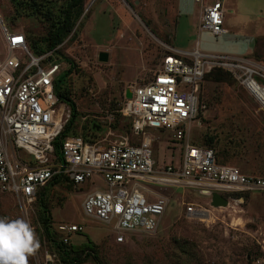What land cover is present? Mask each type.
<instances>
[{
    "label": "rangeland",
    "instance_id": "1",
    "mask_svg": "<svg viewBox=\"0 0 264 264\" xmlns=\"http://www.w3.org/2000/svg\"><path fill=\"white\" fill-rule=\"evenodd\" d=\"M47 1L51 6L62 4V0ZM84 7L86 20L82 15L73 30L75 36L70 39L71 34L60 45L62 54L76 67L67 86L77 110L74 126L82 138L88 135L113 142L130 137L129 120L118 112L125 91L151 80L165 46L255 60L257 55L264 64V0H223L225 34L220 36L198 31L200 10L195 0H84ZM0 14L9 30H20L28 37L44 33V23L32 16L21 14L12 19L15 12L9 0H0ZM100 52L108 54L107 62H99ZM52 60H43L41 67L56 63L54 56ZM67 69L64 63L62 71ZM233 78L230 83L201 84L203 108L191 124L188 140L205 147L211 139V146L206 147L213 150L218 165L264 178V108ZM109 130L111 135H106ZM148 134L157 165L176 166L180 145L170 141L171 134L162 130ZM20 155L32 160L24 151ZM145 186L169 201L154 233L129 234L117 244L114 221L106 225L85 217L81 208L85 195L106 191L96 177L79 186L64 182L45 188L52 228L81 226L82 233L70 236L72 244L90 240L101 264H264V192L240 193L238 199H229L227 207L214 208L210 198L198 190ZM34 204L24 212L10 194L0 190V217L26 221L40 252V215ZM189 204L208 211L209 218L188 217ZM27 264H37L35 251L27 257ZM83 264L95 263L88 259Z\"/></svg>",
    "mask_w": 264,
    "mask_h": 264
},
{
    "label": "built area",
    "instance_id": "2",
    "mask_svg": "<svg viewBox=\"0 0 264 264\" xmlns=\"http://www.w3.org/2000/svg\"><path fill=\"white\" fill-rule=\"evenodd\" d=\"M195 2L200 10L198 31H208L213 36L225 34L223 0ZM164 49L151 80L131 87V98H124L118 110L129 120L130 137L113 142L106 138L87 142L81 137H68L60 150L62 160L58 161L53 141L70 118V110L58 101L53 83L64 64L42 68L40 63L52 52L34 57L25 34L9 30L0 14V190L11 194L27 212L38 189L57 176L66 177L73 186L99 178L106 191L86 194L82 212L106 225L114 221L117 244L125 242L129 234L154 233L162 220L169 201L146 184L223 196L264 192V178L218 165L212 149L188 140L191 124L203 108L199 92L204 76L215 68L229 72L264 108V64L245 56L205 54L197 49L186 52L168 46ZM150 130L168 131L170 141L180 145L176 166L157 165ZM21 151L32 160L24 159ZM204 211L189 204L185 213L191 217ZM58 231L71 234L81 232L82 227L61 224ZM68 241L63 238L64 244ZM42 244V251L35 250L36 263L60 264L59 255L47 248L44 239Z\"/></svg>",
    "mask_w": 264,
    "mask_h": 264
},
{
    "label": "trees",
    "instance_id": "3",
    "mask_svg": "<svg viewBox=\"0 0 264 264\" xmlns=\"http://www.w3.org/2000/svg\"><path fill=\"white\" fill-rule=\"evenodd\" d=\"M9 1L11 2L12 8L15 12V17H12V19L21 14H26L44 23V33L42 36L28 37L25 35L29 50L37 56L52 52L47 57V61H53L52 57L54 56V60H56V63H65L68 66V69L66 71L61 70L58 73L53 83V90L58 98V101L65 104L70 110V118L64 125L59 136L53 141L54 154L57 157V160L61 161L62 156L60 150L63 141L68 137L81 136L78 135V132L76 131L74 126L75 117L77 116V110L76 105L71 97L70 88L67 86L68 76L72 74L76 67L70 58L62 54V52L60 51V45L64 44V42L69 38L71 34L72 36H70V39L75 36L76 31L73 32V30L76 27L77 21L82 17L85 11L84 0H62V4L60 6H51V1L47 0ZM83 16V19L85 18L86 20L87 14ZM256 57V61H258V58L260 57L257 55ZM232 78L233 76L229 72L215 68L204 76L203 82L209 81L213 83H230L232 82ZM119 106H121V103L119 104ZM123 120L126 119L123 118ZM127 128L129 129V122ZM127 128L125 127V129ZM95 129L96 126L91 127L90 130L95 131ZM83 139L87 142H93V140L97 139V137L90 138L88 135H86L85 137H83ZM205 145L207 147H210L211 139L207 140ZM206 146L205 148H207ZM216 161L218 163L217 157ZM64 182H66L67 184H72L66 177L57 176L53 178L46 186L38 189L37 191V198L33 203H35L34 205H36V209L38 211V214L40 215V241H43V239L45 240L47 248L59 255L62 264H83L88 259H91L95 264H101L98 259V255L95 252V244H93L90 240L79 245L72 244L70 236L72 234H80L82 233V231L74 232L71 234H64L58 231V226L60 224L55 228H52L50 211L48 210L46 201L44 199V190L49 185H54L57 183L63 185ZM228 197H231L232 199H238L239 197H241V194H232L228 195ZM64 237L69 239L68 244L63 243Z\"/></svg>",
    "mask_w": 264,
    "mask_h": 264
},
{
    "label": "clouds",
    "instance_id": "4",
    "mask_svg": "<svg viewBox=\"0 0 264 264\" xmlns=\"http://www.w3.org/2000/svg\"><path fill=\"white\" fill-rule=\"evenodd\" d=\"M38 244L32 227L23 219L0 217V264H27Z\"/></svg>",
    "mask_w": 264,
    "mask_h": 264
},
{
    "label": "water",
    "instance_id": "5",
    "mask_svg": "<svg viewBox=\"0 0 264 264\" xmlns=\"http://www.w3.org/2000/svg\"><path fill=\"white\" fill-rule=\"evenodd\" d=\"M98 60L99 62H107L108 54L106 52H100L98 55ZM124 98L125 99L131 98L130 88L126 89ZM206 195L210 198V205L214 208L227 207L229 205V199H232L231 197H225L216 192L206 193ZM191 217L199 218V219H207L209 217V214L208 211H204L203 213L195 212Z\"/></svg>",
    "mask_w": 264,
    "mask_h": 264
},
{
    "label": "crops",
    "instance_id": "6",
    "mask_svg": "<svg viewBox=\"0 0 264 264\" xmlns=\"http://www.w3.org/2000/svg\"><path fill=\"white\" fill-rule=\"evenodd\" d=\"M171 48H173V47H171ZM175 49V48H174ZM177 50H179V49H177ZM180 51H183V50H180ZM187 52V51H186Z\"/></svg>",
    "mask_w": 264,
    "mask_h": 264
},
{
    "label": "bare ground",
    "instance_id": "7",
    "mask_svg": "<svg viewBox=\"0 0 264 264\" xmlns=\"http://www.w3.org/2000/svg\"><path fill=\"white\" fill-rule=\"evenodd\" d=\"M209 218V217H208Z\"/></svg>",
    "mask_w": 264,
    "mask_h": 264
}]
</instances>
